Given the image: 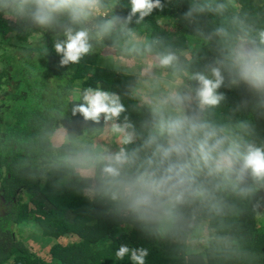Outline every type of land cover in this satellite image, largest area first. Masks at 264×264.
<instances>
[{"label": "trees", "instance_id": "16d2710c", "mask_svg": "<svg viewBox=\"0 0 264 264\" xmlns=\"http://www.w3.org/2000/svg\"><path fill=\"white\" fill-rule=\"evenodd\" d=\"M189 2L166 0L163 12L154 11L137 28L139 37L162 36L189 73L205 71L222 56V40L206 39L197 34V27L212 33L224 25L234 32L232 18L237 17L252 34L264 29V0H217L227 4L226 10L204 14L198 25L182 19ZM129 11L130 0H122L115 9L118 15ZM31 36L0 16V264H132L128 257L116 258L121 244L148 249L146 264H264V187L251 179L186 209L160 235L118 212L111 202L85 197L90 181L66 160L80 143L100 135H93L92 122H84L79 114L72 116L71 107L86 87L117 91L126 114L138 126L147 110L126 93L139 86L136 70L141 61L125 56L116 42L123 46L126 38L114 35L98 43L94 53L78 64L61 67L54 33L38 36L47 43L48 55L23 46ZM12 49L16 50L11 55L2 53ZM123 61L127 63L122 65ZM149 62L151 57L144 61ZM156 71L164 74L161 87L173 79L171 69ZM183 83L195 86L186 77ZM220 91L226 100L209 115L225 123L247 93L237 87ZM233 118L252 120L258 142H264V119L245 112ZM95 127L101 129L103 124ZM60 130L68 142L56 145L54 136ZM102 137L100 143L117 147L110 137ZM24 233L48 248V258L28 247Z\"/></svg>", "mask_w": 264, "mask_h": 264}, {"label": "clouds", "instance_id": "9594fccd", "mask_svg": "<svg viewBox=\"0 0 264 264\" xmlns=\"http://www.w3.org/2000/svg\"><path fill=\"white\" fill-rule=\"evenodd\" d=\"M119 6L122 0H0V16L18 32L54 33L61 67L78 64L107 38H126L117 46L125 56L141 61L146 77L126 95L143 103L147 116L137 126L126 114L120 93L99 86L84 88L71 107L72 116L92 122L93 135L108 136L117 147L85 141L66 163L90 181L85 197L111 202L118 212L160 235L186 209L215 199L220 191L249 179L264 187V142H258L252 120L233 118L245 112L264 119V29L252 34L237 17L232 18L234 32L224 25L212 33L197 27V34L206 39L222 40V56L205 71L189 73L162 36L137 35L147 17L164 11L166 0H130L126 15L116 14ZM226 8L217 0H190L182 19L198 25L204 14H222ZM37 51L48 55L47 43L39 41ZM149 57L151 62L144 63ZM153 68L171 69L173 79L161 87ZM184 77L195 86L184 84ZM222 87L243 88L247 94L227 122L217 123L209 113L226 100ZM101 124L103 128L95 127ZM56 140L68 142L62 135ZM149 255L148 249L127 244L115 252L117 259L128 257L132 264H146Z\"/></svg>", "mask_w": 264, "mask_h": 264}, {"label": "rangeland", "instance_id": "374dc122", "mask_svg": "<svg viewBox=\"0 0 264 264\" xmlns=\"http://www.w3.org/2000/svg\"><path fill=\"white\" fill-rule=\"evenodd\" d=\"M38 39H40L41 40V38H39L38 36H35V35H32L31 36V38H30V40H28V41H26L25 43H24V47H26V48H30V49H34L35 50V48H37L38 47V42H37V40ZM15 50L16 49H12V50H7V51H5V52H2V53H6L7 55H11L12 54V52L14 51L15 52ZM125 61H123L122 62V65H124L125 63H127V62H125ZM0 63H3V62H0ZM1 66H3V65H1ZM0 66V67H1ZM135 69H137V67H135ZM153 69H156V68H153ZM153 69H152V71H153ZM137 72H139V79H140V81H142L143 79H145L146 77H144L143 76V74H142V70H141V68H138L137 70H136ZM159 72H157L156 71V75H158V76H160V78H161V80L164 78V74H158ZM75 96H77V94L75 95ZM57 135H62V136H65L66 137V133L63 131V130H60V131H58L56 134H55V136H54V143L56 144V145H59V144H61V143H58L57 142V140H56V137H57ZM104 139V137H102V136H100V137H97V138H94V141H100V140H103ZM23 241L28 245V247L35 253V254H37V256H39V257H46V258H48L47 257V250H48V248H44V247H42L41 245H39L37 242H35V240H33L30 236H29V234H24L23 235ZM72 240H75L74 238H72Z\"/></svg>", "mask_w": 264, "mask_h": 264}]
</instances>
